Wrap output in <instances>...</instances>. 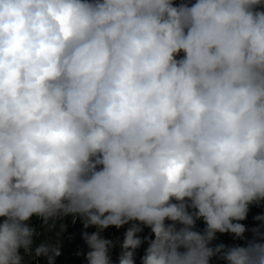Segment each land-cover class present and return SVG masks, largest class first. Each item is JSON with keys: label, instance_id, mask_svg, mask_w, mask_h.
<instances>
[{"label": "clouds", "instance_id": "9594fccd", "mask_svg": "<svg viewBox=\"0 0 264 264\" xmlns=\"http://www.w3.org/2000/svg\"><path fill=\"white\" fill-rule=\"evenodd\" d=\"M261 202L264 0H0V264H54L61 216L87 264H264Z\"/></svg>", "mask_w": 264, "mask_h": 264}, {"label": "rangeland", "instance_id": "374dc122", "mask_svg": "<svg viewBox=\"0 0 264 264\" xmlns=\"http://www.w3.org/2000/svg\"><path fill=\"white\" fill-rule=\"evenodd\" d=\"M175 2L178 4L181 2V0H175ZM187 2L190 3H194L195 0H187ZM181 56L183 55V53L180 54ZM264 203V202H263ZM264 205V204H263ZM264 207L261 208V206H259V204H253L250 205L249 207V212L247 215V218L243 221H240V223L244 224L246 226V228L251 229L254 227H257L258 225H260L261 223H264L262 221H257L254 218L258 215H264L263 213H261V209H263ZM3 218H0V220H2ZM75 217L72 216H67V217H58L54 220L49 221V223L47 225L42 224V222L38 219V218H33L32 223L34 224V226L36 227V229H38L37 234L42 233V235H45L47 237V239H49L47 242L49 243H62V241L65 239L66 237V233H67V229L68 227H75L76 229L71 232V241L74 242L79 238V233H78V229H80V219L76 218L74 221ZM203 223L202 220H199ZM197 221V222H199ZM36 222V223H35ZM196 222V223H197ZM82 223V222H81ZM83 224V223H82ZM130 225H126L122 228H115V227H109L108 229H106L103 233V235L105 236L106 239H110L113 240L115 242H119L122 240L124 232L126 231L127 227H129ZM143 227V226H141ZM205 228V224L203 223V225L201 226V228L199 229L200 231H202ZM149 228L147 227H143V231L141 232L142 234V239L145 237H148V232H149ZM96 231V229L94 230ZM82 232V230H81ZM223 236H229L232 239L233 243H236L239 239H236L234 237L233 234L231 233H217V238L212 241V243H217L219 241H221ZM245 237L247 239H252V233L251 231H247L245 233ZM149 239H153L154 235L152 234L150 237H148ZM46 242V241H44ZM85 241L83 240L82 243H77L76 246H74V250H75V254L72 257L71 260H68V262L64 263V264H75L78 259L81 257V255H85L86 251H89L88 246H85ZM148 244L147 242L143 243L141 245V251H145V249L147 248ZM211 246V245H210ZM86 248V250H84ZM72 248L68 249L69 251ZM119 252L120 249L119 247H114L111 250V259H112V264H119L118 262V256H119ZM137 250H136V254L135 257L137 258ZM214 264H226L225 261L221 260L218 256H217V260L214 262Z\"/></svg>", "mask_w": 264, "mask_h": 264}, {"label": "trees", "instance_id": "16d2710c", "mask_svg": "<svg viewBox=\"0 0 264 264\" xmlns=\"http://www.w3.org/2000/svg\"><path fill=\"white\" fill-rule=\"evenodd\" d=\"M264 203L261 202L259 204V206L264 207L263 205ZM261 213L264 214V208L261 209ZM82 221L80 220L79 224H80V229H78V235L79 238L72 242L71 241V232H73L76 228L75 227H68L67 229V233H66V237L65 239L62 241L61 244V255L56 257L54 264H64L65 262L67 263L68 260H71L72 257L75 254V250L73 249L74 246H76L77 243H82L83 242V238H82V233L87 231L89 234H91L92 232H94L95 228L94 227H89L87 229L84 228V225L81 223ZM36 223V222H35ZM166 223H171L170 221H166ZM203 225V223L201 221L196 223V230H199L201 228V226ZM82 230V232H81ZM38 231V229H37ZM141 238H142V234L139 233L138 234ZM151 231L149 230L148 232V237H150ZM49 239H47V237L45 235H42V233L37 234L36 236V243L39 244L40 242H44V241H48ZM245 243V240H238L236 243L232 242V239L229 236H223L221 241L217 242V243H212L211 246L213 248H215L216 246L223 244L225 246H233V245H243ZM85 246H87V244H84ZM72 248L70 251L68 249ZM140 247L139 249H137V258L134 257L135 260V264H141V257L144 255V251H141ZM86 250V248L84 249ZM88 251H86L87 253ZM219 257V254L217 255ZM217 256H214L211 258L210 260V264H214V262L217 260ZM34 257H25V260L27 261V264H48V261L46 258L44 257H40L37 258L36 260H34ZM222 260V259H221ZM75 264H87V260H86V254L85 255H81V257L78 259V261Z\"/></svg>", "mask_w": 264, "mask_h": 264}]
</instances>
